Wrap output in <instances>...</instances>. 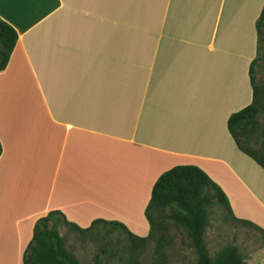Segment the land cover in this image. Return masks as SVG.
<instances>
[{
  "label": "crops",
  "instance_id": "0c3cea01",
  "mask_svg": "<svg viewBox=\"0 0 264 264\" xmlns=\"http://www.w3.org/2000/svg\"><path fill=\"white\" fill-rule=\"evenodd\" d=\"M263 6L0 0L17 32L0 70V264H22L52 210L80 228L115 220L147 236L152 186L176 165L206 172L233 215L264 210V169L227 127L254 100Z\"/></svg>",
  "mask_w": 264,
  "mask_h": 264
},
{
  "label": "trees",
  "instance_id": "16d2710c",
  "mask_svg": "<svg viewBox=\"0 0 264 264\" xmlns=\"http://www.w3.org/2000/svg\"><path fill=\"white\" fill-rule=\"evenodd\" d=\"M257 33L264 27V6L256 20ZM17 40L16 30L0 19V70L9 61L10 54ZM254 58L249 67V75L254 89V100L249 105L232 113L227 119V127L237 147L251 157L264 169V126L257 121L258 106L256 104V86L253 82ZM2 146L0 143V154ZM223 206L235 220L258 229L264 235V229L254 223L236 218L232 214L228 198L224 191L200 167L195 165H176L164 171L152 186L151 196L145 207V217L149 223V232L140 237L115 220L95 219L90 226L80 228L66 220L58 211H49L38 218L33 227V235L24 249L22 264H80L76 257L65 247V236L60 234L61 227H68L88 235H107L110 231L122 230L132 239L131 247L144 244L153 230V222L169 219L184 228L189 246L196 256L195 264H246L245 257L235 246H225L211 255L209 253L205 232L209 224V209L214 205ZM166 208L169 213H166ZM103 229V230H102ZM163 239H159L156 251L162 247ZM106 250L105 247L102 248ZM95 257V264H99ZM158 264V263H155Z\"/></svg>",
  "mask_w": 264,
  "mask_h": 264
},
{
  "label": "rangeland",
  "instance_id": "374dc122",
  "mask_svg": "<svg viewBox=\"0 0 264 264\" xmlns=\"http://www.w3.org/2000/svg\"><path fill=\"white\" fill-rule=\"evenodd\" d=\"M256 63L252 73L256 86L257 121L264 126V27L258 32ZM166 213L169 209L166 208ZM264 229V210L246 209L234 214ZM110 232L100 236L88 235L68 227H61L65 236V247L72 252L80 264H195L196 256L189 246L183 227L169 219L153 222V230L142 245L131 247L132 239L122 230L103 227ZM102 229V230H103ZM142 235L144 232H136ZM163 239L159 252L156 246ZM209 253L213 256L225 246H235L244 255L246 264H264V235L256 228L234 219L226 209L216 204L209 209V224L205 232ZM106 250L103 251L102 248Z\"/></svg>",
  "mask_w": 264,
  "mask_h": 264
}]
</instances>
